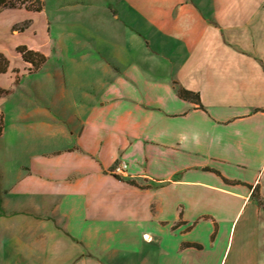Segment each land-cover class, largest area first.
<instances>
[{"label":"crops","instance_id":"crops-1","mask_svg":"<svg viewBox=\"0 0 264 264\" xmlns=\"http://www.w3.org/2000/svg\"><path fill=\"white\" fill-rule=\"evenodd\" d=\"M118 2L84 19L101 87L36 108L32 145L2 156L0 264H264V0ZM17 10L2 90L30 69L17 47L47 58L49 22L16 41Z\"/></svg>","mask_w":264,"mask_h":264},{"label":"rangeland","instance_id":"rangeland-1","mask_svg":"<svg viewBox=\"0 0 264 264\" xmlns=\"http://www.w3.org/2000/svg\"><path fill=\"white\" fill-rule=\"evenodd\" d=\"M42 1V14L33 12L36 7H42L40 0H18L14 3L17 9H31L17 10L16 22L30 19L33 23L32 28L27 29V26L16 41L33 39V31L41 36L45 20L49 22L50 40L44 48L47 58L38 69L28 64L30 71L21 72L15 77L9 74L1 79L5 80L2 84H5L4 89L8 91V94L0 96V116H3L0 163L4 160L3 154L10 153L2 163L5 165L12 163V159L16 160L21 145H32L31 124L36 119V108L44 107L51 112L54 104H61L62 108L70 106L84 92L93 93L101 87L104 77L101 76L100 68L80 67L82 62L84 65V55L98 57L102 54V47L96 38L91 33L87 34L84 19L98 15L103 8H120L118 0Z\"/></svg>","mask_w":264,"mask_h":264},{"label":"trees","instance_id":"trees-1","mask_svg":"<svg viewBox=\"0 0 264 264\" xmlns=\"http://www.w3.org/2000/svg\"><path fill=\"white\" fill-rule=\"evenodd\" d=\"M15 1H18V0H15ZM1 7H3V8H15V5L13 3H11L10 0H0V8ZM26 10H29V9L26 8ZM40 10H41L40 7H36V9L33 11L40 12ZM30 11H31V9H30ZM28 24H29L28 22H24L23 24H21L18 27L17 30H19V31L25 30V28L28 26ZM16 50L21 55L23 61H25L28 64H31L34 69H38L41 66V64H43L46 60V58L43 55H41L37 52L31 51V50L27 49V47H25V46L17 47ZM7 66H8V63H7L6 59L4 58L3 55L0 54V74L6 72ZM176 92H177L178 96L182 99L190 100L192 102H197V103L199 101L198 95L193 94L192 92L186 91L182 88H176ZM3 94H8V91L0 89V95H3ZM257 192L258 191L256 189H253L252 197L258 199L259 196H258Z\"/></svg>","mask_w":264,"mask_h":264},{"label":"built area","instance_id":"built-area-1","mask_svg":"<svg viewBox=\"0 0 264 264\" xmlns=\"http://www.w3.org/2000/svg\"><path fill=\"white\" fill-rule=\"evenodd\" d=\"M11 3H15V0H10ZM128 170V165L126 162L124 161H119L117 162L114 167L111 169L110 173L111 175L115 176V177H122L126 174Z\"/></svg>","mask_w":264,"mask_h":264}]
</instances>
